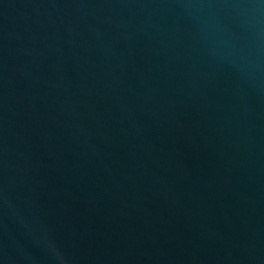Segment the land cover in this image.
<instances>
[{
    "label": "water",
    "instance_id": "water-1",
    "mask_svg": "<svg viewBox=\"0 0 264 264\" xmlns=\"http://www.w3.org/2000/svg\"><path fill=\"white\" fill-rule=\"evenodd\" d=\"M0 264H264V0H0Z\"/></svg>",
    "mask_w": 264,
    "mask_h": 264
}]
</instances>
